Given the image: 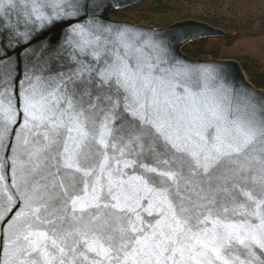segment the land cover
Masks as SVG:
<instances>
[{
  "label": "snow or ice",
  "instance_id": "obj_1",
  "mask_svg": "<svg viewBox=\"0 0 264 264\" xmlns=\"http://www.w3.org/2000/svg\"><path fill=\"white\" fill-rule=\"evenodd\" d=\"M122 6L0 0V264H264V94Z\"/></svg>",
  "mask_w": 264,
  "mask_h": 264
},
{
  "label": "trees",
  "instance_id": "obj_2",
  "mask_svg": "<svg viewBox=\"0 0 264 264\" xmlns=\"http://www.w3.org/2000/svg\"><path fill=\"white\" fill-rule=\"evenodd\" d=\"M193 18L233 32L231 37L197 40L184 53L198 58H235L255 87L264 89V0H149L113 12L114 18H129L168 25L176 18ZM243 39L257 41L255 50L242 53L234 47Z\"/></svg>",
  "mask_w": 264,
  "mask_h": 264
},
{
  "label": "water",
  "instance_id": "obj_3",
  "mask_svg": "<svg viewBox=\"0 0 264 264\" xmlns=\"http://www.w3.org/2000/svg\"><path fill=\"white\" fill-rule=\"evenodd\" d=\"M149 1V0H115L117 3H121L122 7H116L110 10L107 13V20L110 22H113L117 25H129L132 27L133 31H139L142 33L141 39L146 40L149 33H156V32H170V31H184L188 33H196V36L194 39H190L184 43H182L180 46L176 48L175 55L179 58H182L183 62L188 63L190 65H197V64H204L206 62H215L217 64L222 65H228L234 74V76L237 78L238 82H241L244 85H247L249 88L255 90L258 93L264 94V89L260 87H255L251 81L249 80L248 76L246 75V72L244 71L242 65L237 60H226V59H215V58H209V59H203V58H193L191 56H188L184 53V48H186L187 45L197 42V40H205L209 38H220V37H231L234 33L233 32H227L224 31L221 27H216L210 23H206L201 20H194V19H185L182 21H175L173 24H170L168 26H164L162 28L155 27L152 25H146L144 23H135L133 21L127 20H120L119 18L113 17V12L124 10L129 7L138 5L140 2ZM63 30L62 29H53L51 33L48 35V39L54 40L59 42V38H62Z\"/></svg>",
  "mask_w": 264,
  "mask_h": 264
},
{
  "label": "rangeland",
  "instance_id": "obj_4",
  "mask_svg": "<svg viewBox=\"0 0 264 264\" xmlns=\"http://www.w3.org/2000/svg\"><path fill=\"white\" fill-rule=\"evenodd\" d=\"M193 16V14L192 15H190V16H185V18H176V19H174L173 21H171V23L170 24H173V22H175V21H182V20H185V19H194V20H196L195 18H193L192 17ZM117 18V17H116ZM115 18V19H116ZM120 20H124V21H127V20H130V21H133V22H135V23H144V24H146V25H152V26H155V27H160V28H162V27H164V26H168V25H170V24H168V25H160L159 23H148V22H146V21H143V20H139V21H137L136 19H134V20H131V19H129V18H119ZM197 20H199V19H197ZM202 21V20H201ZM205 22V21H204ZM207 23V22H206ZM209 23V22H208ZM255 46H257V41L256 40H252V39H243L242 41H239L238 43H237V45H235L234 47H236V49H239L242 53H244L245 51L247 52V51H249V50H255ZM187 54V53H186ZM189 56V55H188ZM194 58V57H193ZM199 58H203V59H209V58H212V57H209V58H204V57H199ZM215 59H219V60H221V59H226V60H237V59H235V58H230V57H221V58H215ZM238 61V60H237ZM239 62V61H238ZM241 65V64H240ZM249 78V77H248Z\"/></svg>",
  "mask_w": 264,
  "mask_h": 264
}]
</instances>
